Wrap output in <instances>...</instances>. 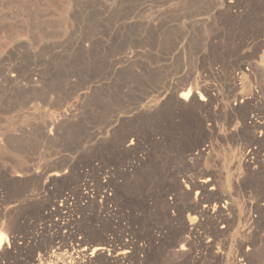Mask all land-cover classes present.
Masks as SVG:
<instances>
[{
  "label": "rangeland",
  "instance_id": "374dc122",
  "mask_svg": "<svg viewBox=\"0 0 264 264\" xmlns=\"http://www.w3.org/2000/svg\"><path fill=\"white\" fill-rule=\"evenodd\" d=\"M190 78L208 103L199 111L171 112L178 97L172 90ZM249 92L253 100L240 97ZM84 93L89 95L82 102ZM76 105L75 117L57 130L45 128L50 118L60 120L63 111ZM159 108L162 121L158 115L154 123L143 117ZM260 124L264 0H0V173L8 172L11 181L8 185L0 176V227L7 228L10 238L18 237L17 247L11 243L12 253L0 264H40L45 253L53 252L52 235L98 245L110 241L113 264H192V258H198L195 264H239L248 252L249 264H264ZM46 132L53 135L48 140ZM208 148L223 160L213 171L230 195L228 205L219 204L218 182L208 201L210 216L225 206L231 218L228 233L213 248L217 254L206 250L208 236L199 240L206 233L201 224L207 218L200 214L204 205L194 192H185L188 180H198L212 168L206 157L191 160ZM251 150L252 169H247L244 158ZM100 169L112 180L113 201L106 206L111 220L98 213L104 205ZM61 195H73L81 207L87 205L86 197L94 202L85 212L72 209L69 218L48 221L52 205L60 209ZM57 222L59 231L53 228ZM71 222L79 223L67 228ZM217 228L222 231V225ZM246 238L249 245L241 247ZM123 244L131 249L127 260Z\"/></svg>",
  "mask_w": 264,
  "mask_h": 264
},
{
  "label": "bare ground",
  "instance_id": "6f19581e",
  "mask_svg": "<svg viewBox=\"0 0 264 264\" xmlns=\"http://www.w3.org/2000/svg\"><path fill=\"white\" fill-rule=\"evenodd\" d=\"M212 4H214V3H212ZM211 7V6H210ZM211 8H213V6L211 7ZM152 22V21H151ZM150 22V23H151ZM150 26V25H149ZM134 53V52H133ZM140 52H138V55H136V56H139L140 54H139ZM134 55V54H133ZM130 57H133V56H131L130 55ZM134 58H135V56H134ZM131 59V58H130ZM137 60H139V59H137ZM123 61H125V60H123ZM123 63V62H122ZM126 63V62H125ZM133 63V62H132ZM131 63V64H132ZM14 77V75L12 76V78ZM193 77V76H192ZM236 77V76H235ZM235 77H233V86H232V88H234V91H236V89H237V84H236V81H235ZM230 78V77H229ZM232 78V77H231ZM238 78V77H237ZM248 78H250V77H248ZM188 79V78H187ZM239 80H242L243 79V75H242V77H240V78H238ZM246 79V78H245ZM14 80V79H13ZM232 80V79H231ZM229 81H230V79H229ZM246 81V80H245ZM13 82V84H15V82L14 81H12ZM11 83V82H10ZM34 83V82H33ZM99 83V82H98ZM174 83V82H173ZM248 83V82H247ZM246 83V84H247ZM32 84V83H31ZM30 84V85H31ZM175 84V83H174ZM177 84V83H176ZM179 84V83H178ZM18 85V84H17ZM35 85V84H34ZM194 85V86H193ZM247 85H249V86H251L250 84H247ZM172 86H173V84H172ZM250 88H252V87H250ZM240 89V88H239ZM90 90H92V89H90ZM200 90V88L198 87V85H195V81L194 80H192L191 78L185 83V84H179V85H177V86H175V88H174V90H172V91H174V94L175 95H177L178 97H177V99H175V101H174V103H173V107H171L170 108V110H171V112H174L177 108H182L183 110L184 109H189V108H191V109H196V110H201L203 107H205V102H207L208 101V99H206V97L199 91ZM171 91V92H172ZM204 91V90H203ZM215 91V90H214ZM213 91V92H214ZM205 92V91H204ZM206 94L208 95V97H210L209 96V94H208V90H206ZM243 92V91H242ZM253 92V91H252ZM173 93V92H172ZM233 93V92H232ZM255 93V92H254ZM35 94V93H34ZM162 94V93H161ZM257 94V93H256ZM80 95V94H79ZM87 95H89L88 93H84V94H82L81 96H80V99L81 100H83V99H86L85 97L87 96ZM211 95V94H210ZM233 95V94H232ZM160 96V95H159ZM171 96V95H170ZM212 96V95H211ZM176 97V96H175ZM243 100H253L254 98V94H252V93H250L249 92V94H247V95H242V96H240ZM247 97V98H246ZM211 98H213V97H211ZM214 99V98H213ZM238 100V99H237ZM227 101H229V100H227ZM82 102H84V100L82 101ZM167 102V101H166ZM165 102V103H166ZM75 103V102H74ZM164 103V102H163ZM171 103H172V101H171ZM208 103V102H207ZM248 103V102H247ZM80 104H82V103H80ZM170 104V103H169ZM168 104V105H169ZM160 105V104H159ZM207 105V104H206ZM166 106V105H165ZM231 106V105H230ZM66 107V106H65ZM72 107V106H71ZM75 107H77V105L76 106H73L72 108H67L65 111H63L62 113H61V115H62V119H53V118H55V117H53L52 119L50 118V120H48L47 122H46V124H45V128L46 129H51V131H53V129H58L59 128V124L62 122V121H64V120H68L69 118H71V117H75ZM146 107V106H145ZM259 107V106H258ZM36 108V107H35ZM78 108V107H77ZM76 108V109H77ZM153 109V108H152ZM259 109H260V107H259ZM134 110V109H133ZM138 110V109H137ZM155 110V109H154ZM158 110V109H157ZM163 110V109H160L159 108V110L157 111V113L156 112H154V111H152L151 109L150 110H148V112H146L147 114L145 115V116H143V117H146V118H148L149 120H151V121H153V123H154V121L155 120H158L159 118H160V120L162 121V119H161V117H159V115L161 114L162 115V113H163V111H162V113H161V111ZM165 110H166V108H165ZM29 111H31V110H29ZM139 111V110H138ZM169 111V110H168ZM229 111V110H228ZM233 111V110H232ZM231 111V112H232ZM141 112V111H140ZM139 112V113H140ZM257 112V111H256ZM51 113V112H50ZM138 113V114H139ZM200 113V112H199ZM234 113V112H233ZM232 113V114H233ZM137 114V113H136ZM141 114H142V112H141ZM259 114H261V112L259 113ZM263 114V113H262ZM50 115V114H49ZM48 115V116H49ZM61 115H60V118H61ZM157 115H158V119H156L157 118ZM133 117H136V115L135 116H133ZM139 117V116H138ZM141 117V116H140ZM142 117V118H143ZM255 117V116H254ZM253 117V118H254ZM260 117H261V115H260ZM172 118V117H171ZM125 119V118H124ZM140 119V118H139ZM165 119V118H164ZM170 119V118H169ZM257 119H259V118H257ZM261 119V118H260ZM136 120V119H135ZM141 120V119H140ZM143 120H145V118L143 119ZM143 120H141V121H143ZM161 121H158L159 123L161 122ZM138 122H139V120H138ZM137 122V123H138ZM157 122V121H156ZM169 122V121H168ZM261 122V121H260ZM152 123V124H153ZM162 123V122H161ZM255 123H257V122H255ZM253 124V123H252ZM149 125V124H148ZM155 125V124H154ZM153 125V126H154ZM158 125H160V124H158ZM171 125H173V124H171ZM138 126V125H137ZM142 126V125H141ZM255 126H258V125H255ZM259 126H264V124H260ZM148 127V126H147ZM159 127V126H158ZM252 127V126H251ZM149 128V127H148ZM154 128V127H153ZM156 128H157V126H156ZM160 128H161V126H160ZM264 128V127H263ZM138 129V128H137ZM150 129H151V127H150ZM155 129V128H154ZM164 129V128H163ZM167 129V128H166ZM157 130H159V128H157ZM156 130V131H157ZM161 131H162V129H160ZM130 131V130H129ZM135 131V130H134ZM133 131V132H134ZM141 131H140V129L139 130H137V133H140ZM150 132H152L151 130H150ZM154 132V131H153ZM250 132V131H249ZM255 132V131H254ZM47 133V132H46ZM147 133V132H146ZM160 133V132H159ZM133 134H135V133H133ZM132 134V135H133ZM143 133H141V135H142ZM156 134V133H155ZM161 134V133H160ZM45 135V137H46V139L48 140L49 139V137L52 135V133H47V134H44ZM129 135V132L127 133V136ZM131 135V134H130ZM131 135V136H132ZM140 135V134H139ZM258 135V134H257ZM53 136V135H52ZM130 136V137H131ZM143 136V135H142ZM158 136V135H157ZM228 136V135H227ZM254 136V135H253ZM125 137V136H124ZM123 137V138H124ZM255 137H257V136H255ZM254 137V138H255ZM128 138V137H127ZM126 138V140H128ZM136 138V137H135ZM144 138H145V136H144ZM139 139V138H138ZM137 139V140H138ZM163 139V138H162ZM251 139H253V137L251 138ZM134 140V139H133ZM136 140V141H137ZM259 140V139H258ZM120 141H122V140H120ZM125 141V140H124ZM135 141V140H134ZM260 141V140H259ZM263 141V140H262ZM139 142V141H138ZM152 142V141H151ZM118 143V142H117ZM116 143V144H117ZM122 143H123V141H122ZM133 143V142H132ZM135 143V142H134ZM252 143V142H251ZM259 143V142H258ZM120 144V143H119ZM136 144V143H135ZM249 144V143H248ZM247 144V145H248ZM253 144V143H252ZM260 145V144H259ZM258 145V146H259ZM250 146V145H249ZM262 146V145H261ZM260 146V147H261ZM121 146H119V148H120ZM205 147H208V146H205ZM247 147V146H246ZM262 147H264V145L262 146ZM118 148V147H117ZM130 148V147H129ZM132 148V147H131ZM134 148V147H133ZM247 149V148H246ZM245 149V150H246ZM251 149V148H250ZM260 149V148H259ZM263 149V148H262ZM195 150V149H194ZM202 150V149H201ZM238 150V149H237ZM242 150V149H241ZM249 150V149H248ZM258 150V149H257ZM131 151V150H130ZM193 151V150H192ZM256 151V150H255ZM260 151H261V149H260ZM259 151V152H260ZM193 152H195V151H193ZM211 149H205V150H203L202 152H198L199 154H196V156H194L191 160H198L199 161V159H201V158H204V157H206V162L209 164L210 163V166L212 167V168H208L207 167V169L202 173V175L199 177V179L198 180H191L190 178V180H188L187 181V185H186V187H185V189H186V191L185 192H187V195L188 196H190V194L192 193V192H194V194H195V196H196V198H197V203L198 204H203L204 205V207H203V210L200 212V214H201V216H203L204 218L206 217L207 218V220L205 221H203L202 222V224H201V226L202 227H205V229H206V233H203L204 234V236L203 237H200L199 238V240H200V242H203L204 241V238L205 239H207V236H208V242H207V245H206V250H208V251H210L211 253H212V251H213V248H214V246L217 244L216 243V241H218V243H219V238L220 237H222V236H224L225 235V233L229 230V228L231 227V218H230V215H226L225 214V212H224V210L226 211V209H228V208H226L225 206H223V210H220L218 213H216V214H213L212 216H210L209 214H208V209H209V199H210V196L211 195H213L214 193L213 192H211V191H216L217 189H218V185L220 184V187H221V189H222V192H221V194H220V196H219V204H225V205H228L229 203V200H230V195L226 192V190L227 189H225V186H224V183H222L221 184V182L219 181V179L221 178V176L220 175H217L218 174V172H217V174H216V172L215 171H213V169L215 168V167H217V165L220 163V162H222L223 160H221V158H219V157H217V156H212L211 155ZM242 152V151H241ZM258 152V151H257ZM191 153V152H190ZM213 153V152H212ZM245 153V152H244ZM252 153V150L249 152V154L248 155H246V158H244L245 160H246V162H245V166H246V168L247 169H252L251 168V165L253 164V163H250V154ZM264 153V152H263ZM227 154V153H226ZM228 154H229V152H228ZM239 154V153H238ZM242 154V153H241ZM192 155V154H191ZM230 155V154H229ZM253 155V154H252ZM223 156V155H222ZM256 156V155H255ZM186 157H188V156H186ZM185 157V158H186ZM236 157V156H235ZM242 157V156H241ZM250 157V158H249ZM261 157V156H260ZM229 158V157H228ZM228 158H227V160H228ZM187 160V159H186ZM230 160V159H229ZM201 161V160H200ZM199 161V162H200ZM232 161V160H231ZM255 161H257V160H255ZM193 162V161H192ZM206 162L204 161V163L206 164ZM198 163V162H197ZM201 164V163H200ZM257 164V163H256ZM261 164H262V161H261ZM232 165H233V169H234V167H235V164H233L232 163ZM255 165V164H254ZM260 165V164H259ZM203 166H204V164H203ZM238 166H240V165H238ZM244 166V167H245ZM257 166V165H256ZM221 167V166H220ZM232 167V166H231ZM260 167H262V166H260ZM264 167V166H263ZM241 168V167H240ZM259 168V167H258ZM245 169V168H244ZM256 169V168H255ZM262 169V168H261ZM26 170V169H25ZM223 170V169H222ZM263 170V169H262ZM34 171V170H33ZM36 171V170H35ZM100 171L101 172H103L101 175L104 177V183L103 184H101L100 185V187H99V190L101 191V190H103V192H102V199H103V201H104V205L99 209V215L100 216H102V214H104V216H102L101 218L103 219V220H105L106 218L107 219H109V220H111V218H110V216L109 215H107L106 216V206H107V204H109V203H111V201H113L112 200V197H113V194H112V192H113V185H112V180H111V177H108V178H106V175L108 174V172L106 173V171H104V169H100ZM30 172V171H29ZM28 172V173H29ZM251 172V171H250ZM254 172V171H253ZM257 172V171H256ZM262 172V171H261ZM23 173V172H22ZM24 173L26 174V172L24 171ZM37 172H35V174H36ZM241 173V172H240ZM31 174V173H30ZM113 174V173H112ZM201 174V173H200ZM225 174V173H224ZM223 174V175H224ZM244 174V173H243ZM262 174V173H261ZM222 175V176H223ZM245 175V174H244ZM247 175V174H246ZM0 176L1 177H3V179H5L6 180V182L5 183H7L8 185H10L11 184V181H10V179H9V176H8V172H5V173H0ZM17 178H23L24 177V174H16L15 175ZM53 176L54 177H61V175L60 174H58V173H55V174H53ZM184 176V175H183ZM186 176V175H185ZM191 176V175H190ZM193 176H195V175H193ZM248 176H250V175H248ZM252 176V175H251ZM182 177V176H181ZM192 177V176H191ZM197 177V176H196ZM235 177V176H234ZM16 178V179H17ZM35 178V180H40V176H36V177H34ZM195 177H193V179H194ZM245 178V177H244ZM253 178V177H252ZM24 179V178H23ZM106 179H108V180H106ZM181 179V178H180ZM186 179V178H185ZM256 179V178H255ZM182 180V179H181ZM231 180H233V178L231 177ZM261 180V179H260ZM263 180V179H262ZM82 181V180H81ZM185 181V180H184ZM253 181V180H252ZM13 182H15V181H13ZM115 182V181H114ZM179 182H180V180H179ZM219 182V184H217ZM224 182V181H223ZM231 182V181H230ZM243 182V181H242ZM247 182V181H246ZM264 182V181H263ZM263 182H261V183H263ZM87 183V182H86ZM239 183H241V182H239ZM246 184H248V183H246ZM245 184V185H246ZM179 185V184H178ZM14 186V185H13ZM243 186V185H242ZM259 186V185H258ZM10 187V186H9ZM12 187V186H11ZM92 187V186H91ZM180 187H181V185H180ZM183 187V186H182ZM237 187V186H236ZM115 188V187H114ZM244 188V187H243ZM10 189V188H9ZM12 189V188H11ZM171 189V188H170ZM169 189V190H170ZM236 189V191H238L237 190V188H235ZM172 190V189H171ZM176 190V189H175ZM243 190V189H242ZM73 191V190H72ZM90 191V190H89ZM219 191V190H218ZM174 192V191H173ZM176 192H178V191H176ZM181 192H182V190H181ZM243 192V191H242ZM79 193V186H78V188L75 190V192L73 193V195L74 194H78ZM170 193V192H169ZM182 193H184V191L182 192ZM236 193V192H235ZM90 194V193H89ZM73 195H71V196H73ZM80 195V194H79ZM177 195V194H176ZM184 195H186V194H184ZM186 195V196H187ZM62 196V195H61ZM71 196H67V195H64V196H62L61 198H60V209L59 208H56V206L55 205H52V207H53V210H52V212H51V214H49V217H48V221L50 220V221H52L51 219H52V217L53 216H55V217H60L61 218V220H64L65 218H69V215L70 214H72V209H74V210H76V209H78V210H80V211H82V212H85V211H87L89 208H90V205L91 204H93V202H94V198H88V197H86L85 199H87V205H85L84 207H81V206H79V204H78V202L77 201H72V199H71ZM86 196V195H85ZM84 196V197H85ZM90 196V195H89ZM185 196V198L187 199V197ZM173 197V196H172ZM240 197H241V195H240ZM80 198V197H79ZM83 198V197H82ZM174 198V197H173ZM183 199L184 201L186 200V199ZM192 198V197H191ZM191 198H190V200H191ZM181 199V198H180ZM189 199V198H188ZM213 199V198H212ZM238 199H240V198H238ZM177 199H175V201H176ZM182 200V201H183ZM216 200V199H215ZM214 200V201H215ZM252 200V199H251ZM257 200V199H256ZM233 201V200H232ZM258 201H259V199H258ZM263 201V200H262ZM169 202V201H168ZM235 202V201H234ZM261 202V201H260ZM259 202V203H260ZM84 203V202H83ZM171 203V202H170ZM214 203V202H213ZM248 203V202H247ZM255 203V202H254ZM52 204H55V203H52ZM186 204V203H185ZM187 204H188V202H187ZM197 204V205H198ZM250 204V203H249ZM256 204H258V203H256ZM194 205V204H193ZM211 205V204H210ZM237 205V204H236ZM83 206V205H82ZM175 206V205H174ZM195 206V205H194ZM231 205H229V207H230ZM234 206V205H233ZM232 206V207H233ZM248 206V205H247ZM246 206V207H247ZM254 206V205H253ZM51 207V206H50ZM171 207H172V205H171ZM187 207V206H186ZM193 207V206H192ZM219 207V206H218ZM261 207H263V209H264V204H263V206H261ZM48 208V207H47ZM174 208V207H173ZM176 208V207H175ZM195 208V207H194ZM200 208V207H199ZM211 208V207H210ZM216 208V207H215ZM235 208V207H234ZM51 209V208H50ZM179 209V208H178ZM218 209V208H217ZM216 209V210H217ZM236 209V208H235ZM247 209V208H246ZM253 209V208H252ZM259 209V208H258ZM257 209V210H258ZM77 210V211H78ZM219 210V209H218ZM245 210V209H244ZM257 210H256V212H257ZM101 211V212H100ZM113 211V210H112ZM195 211H197V210H195ZM211 211V210H210ZM231 211H232V209H231ZM236 211V210H235ZM242 211V210H241ZM248 211V210H247ZM0 212H2V211H0ZM62 212H64V213H62ZM179 212V211H178ZM184 212V211H183ZM182 212V213H183ZM186 212V211H185ZM188 212V211H187ZM230 212V211H229ZM156 213H157V211H156ZM155 213V214H156ZM167 213V212H166ZM180 213V212H179ZM195 213V212H194ZM199 213V212H198ZM215 213V212H214ZM228 213V212H227ZM233 213V212H232ZM16 214V213H15ZM173 214H175V213H173ZM177 214V213H176ZM190 214V213H189ZM193 214V213H192ZM229 214V213H228ZM248 214V213H247ZM258 214V213H257ZM261 214V213H260ZM3 215V214H2ZM194 215V214H193ZM198 215V214H197ZM264 215V214H263ZM1 216V215H0ZM8 216H9V214H8ZM177 216V215H176ZM182 215H180L179 217H181ZM190 216H191V214H190ZM200 216V215H199ZM200 216V217H201ZM20 217H21V215H20ZM74 217V216H73ZM174 217V216H173ZM260 217V216H259ZM10 218V217H9ZM13 218V217H12ZM234 218H236V216L234 217ZM233 218V219H234ZM242 218H244V217H242ZM254 218H256L255 216H254ZM45 219V218H44ZM43 219V220H44ZM47 219V218H46ZM171 219V218H170ZM14 220V219H13ZM12 220V221H13ZM72 220V219H71ZM169 220V219H168ZM182 220V219H181ZM8 221V220H7ZM10 222H11V220H9ZM172 221H175V220H172ZM171 221V222H172ZM199 221H200V219H199ZM260 221V220H259ZM258 221V222H259ZM19 222V221H18ZM43 222V221H42ZM60 222V221H59ZM59 222H57V223H55L54 225H53V228L55 229V231H59L61 228H62V224H60ZM68 222V221H67ZM177 222V221H176ZM201 222V221H200ZM243 222V221H242ZM248 222H249V220H248ZM248 222H247V224H248ZM12 223V222H11ZM16 223V222H15ZM49 223V222H48ZM69 223V222H68ZM79 223V222H78ZM77 223V224H78ZM233 223H235V222H233ZM252 223V222H251ZM260 223V222H259ZM13 224V223H12ZM11 224V225H12ZM20 224V223H19ZM18 224V225H19ZM47 224V223H46ZM76 224V222H71L70 224H68V225H66V227L68 228V227H70V226H76L77 225ZM199 224V223H198ZM254 224H255V222H254ZM263 224V223H262ZM10 225V224H9ZM8 225V226H9ZM174 225V224H173ZM219 225H222V231H220V230H218V226ZM261 225V224H260ZM20 226V225H19ZM189 226V225H188ZM188 226H187V228H188ZM37 227V226H36ZM41 227V226H40ZM51 227H52V225H51ZM253 227V226H252ZM15 228V227H14ZM185 228V227H184ZM210 228H212L213 229V233H212V231L210 230ZM220 228V227H219ZM233 228V227H232ZM251 228V227H250ZM250 228H248V229H250ZM16 229V228H15ZM18 229V228H17ZM29 229V228H28ZM46 229V228H45ZM44 229V230H45ZM65 229V228H64ZM254 229V228H253ZM256 229V228H255ZM258 229V228H257ZM256 229V230H257ZM6 230H7V228H6ZM6 230H4L2 227H0V260L2 259V257L3 256H5V255H7L9 252H11V250H12V246H11V243L13 244V247L14 248H16L17 247V241H18V237H15V236H12L11 238H10V236H9V233H8V231H6ZM20 230V229H19ZM27 230V229H26ZM43 230V229H42ZM41 230V231H42ZM44 230H43V232H44ZM159 230V229H158ZM11 231V230H10ZM15 231V230H14ZM17 231V230H16ZM21 231V230H20ZM38 231V230H37ZM54 231V230H53ZM184 231V230H183ZM199 231H201V230H199ZM245 231V230H244ZM252 230H250V232H249V230L247 231V232H249V234L250 233H252L251 232ZM46 232V231H45ZM69 232V231H68ZM71 232H72V230H71ZM197 232V231H196ZM231 232V231H230ZM256 232H258V231H256ZM16 233H18V232H16ZM49 233V232H48ZM182 233V232H181ZM185 233V232H184ZM228 233V232H227ZM246 233V232H245ZM12 234V233H11ZM55 234V233H54ZM60 234V233H59ZM194 234V233H193ZM160 235V234H159ZM187 235V234H186ZM247 235V234H246ZM54 236H56V235H52V237L50 238L51 240H50V242H51V244L53 245V247H52V249H53V252H52V254H49V252H47V253H45L43 256H42V260H40V264H43L42 262H44V263H47V264H113V260L115 259H112L111 257H112V252H114L115 251V246L114 245H112V243L110 242V241H106L105 239V242L104 243H102V244H95L94 242H92V241H88V240H80V241H77L76 239L74 240V238H72L70 235H68L67 237L66 236H64L63 238H57L56 240H55V237ZM191 236V235H190ZM240 236V235H239ZM230 237V236H229ZM243 237H244V234H243ZM246 237V236H245ZM244 237V238H245ZM250 237V236H249ZM260 237V236H259ZM160 238V237H159ZM251 238V237H250ZM108 239V238H107ZM121 239V238H120ZM163 239V238H162ZM256 239V238H255ZM38 240V236L34 239V241H37ZM112 240H114V239H112ZM119 240V239H118ZM126 240V239H125ZM131 240V239H130ZM184 240V239H183ZM198 240V239H197ZM228 240V239H227ZM241 240V239H240ZM248 240L249 239H247L246 238V240H242L243 242H242V244H241V247H244V246H248L249 245V242H248ZM121 241V240H120ZM134 241V240H133ZM161 241V240H160ZM238 241V240H237ZM96 242V241H95ZM127 242V241H126ZM131 242V241H130ZM190 242V241H189ZM198 242V241H197ZM196 242V243H197ZM241 242V241H240ZM258 242V241H257ZM256 242V243H257ZM221 243H222V241H221ZM237 243V242H236ZM119 244V243H118ZM122 244V243H121ZM120 244V245H121ZM189 244V243H188ZM192 244V243H191ZM206 244V243H205ZM181 245V244H180ZM201 245V244H200ZM200 245H199V248H200ZM225 245V244H224ZM118 247H119V245H118ZM132 247H133V245H132ZM219 247H220V245H219ZM134 248H137V247H134ZM181 248V247H180ZM182 248H184V247H182ZM188 248H189V245H188ZM203 248V247H202ZM217 248V247H216ZM204 249V248H203ZM224 249V248H223ZM122 256H123V260H127L128 258H131L130 256V254H131V249H130V247H129V245L128 244H123V246H122ZM215 250V249H214ZM225 250V249H224ZM135 251V250H134ZM136 251H137V249H136ZM204 251V250H203ZM217 251V250H216ZM227 251V250H226ZM232 251V250H231ZM252 251H253V249H252ZM180 252V251H179ZM188 252V251H187ZM194 252V251H193ZM200 252V251H199ZM214 252V251H213ZM12 253V252H11ZM140 253V252H139ZM181 253V252H180ZM192 253V252H191ZM197 253V252H196ZM205 253V252H204ZM208 253V252H207ZM214 253H216L217 254V252H214ZM213 253V254H214ZM251 252H248V255H243L242 256V259L240 260V263L239 264H247V261H248V264L250 263L249 261V254H250ZM10 254V253H9ZM8 254V255H9ZM138 254V253H137ZM203 254V253H202ZM202 254H201V256H202ZM209 254V253H208ZM212 254V255H213ZM221 254V253H220ZM225 253H223V255H224ZM136 254H134V256H135ZM146 255V254H145ZM189 255H190V253H189ZM204 255V254H203ZM147 256V255H146ZM221 256V255H220ZM240 256V255H239ZM8 257V256H7ZM139 257V256H138ZM117 258H120V257H117ZM200 258V257H199ZM208 258V257H207ZM218 258V257H217ZM216 257H215V259H217ZM251 258V257H250ZM198 258H192L191 260V262H192V264H195V262H196V260H197ZM134 260V259H133ZM119 261H121V260H119ZM187 261V260H186ZM221 261V260H220ZM223 261V260H222ZM136 262V261H135ZM137 262H138V260H137ZM190 262V261H189ZM207 262V261H206ZM217 262H219L218 260H217ZM230 262V261H229ZM125 263V262H124ZM130 263V262H129ZM204 263H205V261H204ZM224 263V262H223ZM137 264V263H136ZM141 264V263H140ZM188 264V263H187ZM237 264V263H236Z\"/></svg>",
  "mask_w": 264,
  "mask_h": 264
},
{
  "label": "built area",
  "instance_id": "2783aa9c",
  "mask_svg": "<svg viewBox=\"0 0 264 264\" xmlns=\"http://www.w3.org/2000/svg\"><path fill=\"white\" fill-rule=\"evenodd\" d=\"M237 77L240 78L241 77L240 74H237Z\"/></svg>",
  "mask_w": 264,
  "mask_h": 264
}]
</instances>
